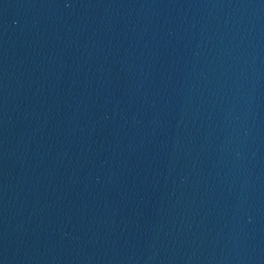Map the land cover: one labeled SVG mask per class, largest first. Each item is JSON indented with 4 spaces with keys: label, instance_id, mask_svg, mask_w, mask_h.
Instances as JSON below:
<instances>
[{
    "label": "water",
    "instance_id": "obj_1",
    "mask_svg": "<svg viewBox=\"0 0 264 264\" xmlns=\"http://www.w3.org/2000/svg\"><path fill=\"white\" fill-rule=\"evenodd\" d=\"M0 264H264V0H0Z\"/></svg>",
    "mask_w": 264,
    "mask_h": 264
}]
</instances>
